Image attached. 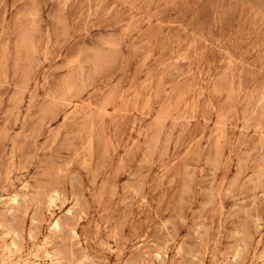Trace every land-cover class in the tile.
Instances as JSON below:
<instances>
[{
    "label": "rangeland",
    "instance_id": "rangeland-1",
    "mask_svg": "<svg viewBox=\"0 0 264 264\" xmlns=\"http://www.w3.org/2000/svg\"><path fill=\"white\" fill-rule=\"evenodd\" d=\"M0 217V264H264V0H0Z\"/></svg>",
    "mask_w": 264,
    "mask_h": 264
},
{
    "label": "bare ground",
    "instance_id": "bare-ground-1",
    "mask_svg": "<svg viewBox=\"0 0 264 264\" xmlns=\"http://www.w3.org/2000/svg\"><path fill=\"white\" fill-rule=\"evenodd\" d=\"M65 178V177H64ZM52 182V181H51ZM30 186V185H29ZM44 187V186H43ZM37 189V188H36ZM60 193V192H59ZM62 193V192H61ZM21 196V195H20ZM56 198L58 199V193H57V191L55 190V189H51V190H49L46 194H45V203H46V207H47V209H48V211L49 212H52L51 210H53V208H54V206H55V200H56ZM9 200L12 202V203H16V201H17V196H16V194H13L10 198H9ZM10 207V206H9ZM45 207V206H44ZM33 208H35L34 206H33ZM17 210V209H16ZM46 211V210H45ZM70 211H71V209H70ZM72 211H73V209H72ZM10 213V212H9ZM53 213V212H52ZM33 214H34V212H33ZM73 214H74V212H73ZM70 215V214H69ZM51 216V215H50ZM1 218V217H0ZM3 218H4V216H3ZM9 219V218H8ZM35 224V223H34ZM62 224V223H61ZM33 225V224H32ZM49 225H50V228L52 229V230H56V229H58L59 228V221L57 220V218L54 220V221H50L49 222ZM72 226H73V224H72ZM5 227V226H4ZM20 228V227H19ZM23 230V229H22ZM34 230V229H33ZM62 231H63V229H61ZM68 230V229H67ZM69 232H71V234L73 235V236H76L77 235V233H76V230L74 229V228H71L70 229V231ZM54 233V232H53ZM57 234V233H56ZM24 235V234H23ZM46 235V234H45ZM56 236V235H55ZM24 237V236H23ZM78 237V236H77ZM51 238V237H50ZM56 238V237H55ZM54 238V239H55ZM73 238V237H72ZM63 240V239H62ZM78 240V239H77ZM10 241V240H9ZM16 241V240H15ZM52 241V240H51ZM75 241V240H74ZM5 242H6V240H5ZM8 242V241H7ZM46 243V241L44 242V244ZM54 243V242H53ZM12 244L14 245L15 244V242H12ZM43 244V243H42ZM154 244V243H153ZM51 245V244H50ZM60 246V245H59ZM2 247V246H1ZM54 247V246H53ZM58 247V246H57ZM68 247V246H67ZM37 248V247H36ZM44 248V247H43ZM51 248V247H50ZM60 248V247H59ZM72 249V248H71ZM74 249V248H73ZM77 249H78V247H77ZM35 250V249H34ZM73 251V250H72ZM3 253V252H2ZM5 253V252H4ZM42 253V252H41ZM61 253H63V252H61ZM79 253V252H78ZM81 253V252H80ZM160 253V252H159ZM1 254V253H0ZM46 254L47 255H49V253L46 251ZM64 254V253H63ZM39 255V254H38ZM42 255V254H41ZM68 255V254H67ZM67 258H69V257H67ZM73 258V257H72ZM86 258V257H85ZM59 259V258H58ZM52 261V260H51ZM73 261V260H72ZM34 262V261H33ZM42 264H45V262L44 263H42Z\"/></svg>",
    "mask_w": 264,
    "mask_h": 264
}]
</instances>
